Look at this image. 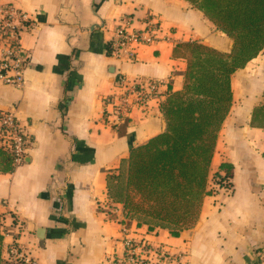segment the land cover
<instances>
[{
    "label": "crops",
    "instance_id": "0c3cea01",
    "mask_svg": "<svg viewBox=\"0 0 264 264\" xmlns=\"http://www.w3.org/2000/svg\"><path fill=\"white\" fill-rule=\"evenodd\" d=\"M28 15L21 36L28 55L23 84H0V110L30 140L23 163L0 164L1 257L15 243L36 264H101L122 252L120 221L136 240L183 254L181 264H264V129L249 126L262 103L264 49L231 76L232 104L218 132L208 183L221 163L233 166L232 191L203 198L195 223L173 237L128 215L108 193L131 148L165 130L161 104L183 87L178 45L199 42L229 52L232 41L185 0H0ZM153 15L159 39L135 62L109 56L120 20L141 28ZM116 72L159 80L158 93L126 124L103 123V98ZM258 95L260 102L252 99ZM115 182V181H114ZM6 264H17L11 260Z\"/></svg>",
    "mask_w": 264,
    "mask_h": 264
},
{
    "label": "trees",
    "instance_id": "16d2710c",
    "mask_svg": "<svg viewBox=\"0 0 264 264\" xmlns=\"http://www.w3.org/2000/svg\"><path fill=\"white\" fill-rule=\"evenodd\" d=\"M185 1L232 41L231 49L220 52L195 41L178 45L186 69L182 90L161 104L165 130L131 148L123 184L113 186L109 178L108 185L124 216L148 230L166 229L173 237L195 223L204 197L232 189L233 166L221 163L209 185V165L232 104L231 76L264 49V0ZM249 126L264 129V91ZM11 163L9 150L0 147V164ZM2 222L0 213V264H6L9 259L1 257Z\"/></svg>",
    "mask_w": 264,
    "mask_h": 264
},
{
    "label": "built area",
    "instance_id": "2783aa9c",
    "mask_svg": "<svg viewBox=\"0 0 264 264\" xmlns=\"http://www.w3.org/2000/svg\"><path fill=\"white\" fill-rule=\"evenodd\" d=\"M27 14L9 4L0 3V84L20 87L28 64V55L21 47V36L33 28ZM132 20L123 18L107 45L109 56L126 62H135L139 47L155 43L159 37L160 24L149 15L141 28H132ZM161 82L153 78H127L116 72L113 79L114 92L103 98V123L113 129L126 124L135 108L142 107L158 93ZM29 136L19 121L9 111L0 110V147L7 148L12 155V168L23 163ZM216 187V186H215ZM229 195L231 189H221ZM124 216V214H123ZM124 216L123 218H125ZM120 221L122 252L105 258L101 264H181L183 254L173 253L164 246L153 247L147 241L132 237L128 225ZM7 258L17 264H36L17 244L9 245Z\"/></svg>",
    "mask_w": 264,
    "mask_h": 264
},
{
    "label": "rangeland",
    "instance_id": "374dc122",
    "mask_svg": "<svg viewBox=\"0 0 264 264\" xmlns=\"http://www.w3.org/2000/svg\"><path fill=\"white\" fill-rule=\"evenodd\" d=\"M261 100H260V98H259V96L258 95H256L255 96V98H253L252 99V102L254 103V104H257L258 102H260ZM123 181H124V172L122 173V174H120L119 175V179H117L115 182H114V180H111V184L113 185V186H115V185H121V184H123ZM231 191H232V189H231Z\"/></svg>",
    "mask_w": 264,
    "mask_h": 264
}]
</instances>
